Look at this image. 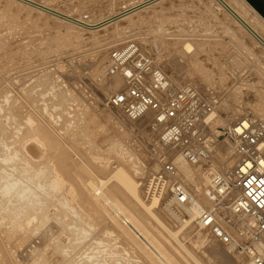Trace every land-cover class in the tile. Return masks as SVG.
<instances>
[{
    "label": "rangeland",
    "instance_id": "374dc122",
    "mask_svg": "<svg viewBox=\"0 0 264 264\" xmlns=\"http://www.w3.org/2000/svg\"><path fill=\"white\" fill-rule=\"evenodd\" d=\"M41 1L94 24L142 2ZM156 1L154 8L147 4L129 17L90 29L29 2L0 0V264H160L148 258L139 238L134 235L135 244L108 221L86 183L116 166L140 181L159 172L148 139L142 141L129 125L116 124L127 118L107 105L111 93L103 95L115 48L136 41L178 87L189 82L200 89L214 86L221 100L228 98L222 107L238 99L237 104L248 106L245 113L264 118L263 88L258 90L264 87V45L217 0ZM230 1L239 2L242 15L264 37V24L253 12L241 0ZM186 40L196 52L185 53ZM212 132L222 139L213 127ZM25 142H41L44 155L30 158ZM117 187L116 182L109 185L126 208L137 212ZM155 211L169 228L180 225L165 209ZM136 214L176 264H197L156 221ZM186 230L181 238L192 254L202 264H219L209 245L220 243L212 236L208 245L197 243L187 234L191 228ZM231 253L236 264L245 261Z\"/></svg>",
    "mask_w": 264,
    "mask_h": 264
},
{
    "label": "built area",
    "instance_id": "2783aa9c",
    "mask_svg": "<svg viewBox=\"0 0 264 264\" xmlns=\"http://www.w3.org/2000/svg\"><path fill=\"white\" fill-rule=\"evenodd\" d=\"M137 6H123L114 17ZM109 59L105 76L122 75L125 87L111 93L107 105L133 120L152 115L148 134L161 172L146 179V200L169 196L178 205L190 204L171 154L180 152L194 164L211 163L219 140L212 125L221 98L213 89L201 92L191 83L175 86L136 41L115 48ZM221 137L231 145V155L227 165L213 173V203L200 211L197 223L232 251L264 264V121L249 114L223 128Z\"/></svg>",
    "mask_w": 264,
    "mask_h": 264
},
{
    "label": "bare ground",
    "instance_id": "6f19581e",
    "mask_svg": "<svg viewBox=\"0 0 264 264\" xmlns=\"http://www.w3.org/2000/svg\"><path fill=\"white\" fill-rule=\"evenodd\" d=\"M19 1L26 2V3L29 2L30 5L32 4V6L43 8L44 11L45 10H47L49 12L51 11L53 14L60 15L61 18L63 17L67 20H70L71 22H73L75 24L77 23V24H80V25H82L86 28H90V29L97 27V26H100V25L107 24L111 20L119 18V17L123 18L127 15L129 17L130 15H132L131 13L136 12L138 9H141L143 7H144V9H147L148 6L152 7V4H155L156 2H158L156 0H142V2L136 3V4H139V6L135 7L134 9H132L128 12H125V13L117 16V17H114L115 16L114 13H113L114 15H110V16L108 15L107 17L105 16L106 18H103L102 21L94 24V23L88 22V20L83 19V17L82 18L80 16L76 17L77 15L73 16L67 12L61 11L60 9L58 10V9H55L51 6H48L45 3H43L41 0H19ZM217 1L222 6H224L244 28H246V31H248L256 40H258L261 44L264 45V37H262V35L258 32V29H257L259 27L256 26L257 24L254 25L253 22L245 19L244 15H242L243 14V12L241 11L242 9L240 10V8L238 7V6H240L237 4V3H239L238 1L236 3L237 5L230 0H217ZM241 1H242V4H244L245 7H248L253 12L254 16L262 24H264V18L254 8L246 0H241ZM147 4H148V6H146ZM154 6L155 5H153L152 8H154ZM156 6H158V5L156 4ZM144 9H141L140 11H142ZM127 21H128L127 19L120 21L121 22L120 24L123 25ZM128 42H130V41H128ZM182 46H183L182 49L185 51V53L186 52H192L195 49L194 43H192V41H188V40H186ZM194 52H196V51H194ZM109 53H110V51H109ZM109 61H110V59H109ZM208 61L205 60L204 63L206 65H210V63ZM209 68H212V67H209ZM101 70H102V68H101ZM235 76H237V75H235ZM174 80H172V81H174ZM229 81L226 82V84H228V86H229ZM231 81H233V80H231ZM246 82L248 83V81H246ZM123 83H124V85H123ZM173 83H176V82H173ZM189 83H191V82H189ZM230 83H232V82H230ZM252 83H254V82H252ZM176 85H177V83H176ZM193 85L196 86L201 92L207 93V91H208L207 89L209 88V89H213L214 92L220 98L222 96V94H220L214 88V86L210 85V86H206L205 88L200 89V87L197 86L198 84L196 85V83H195ZM247 85H250V84H246L244 86H247ZM120 87H122L121 89H124V87H125V79L120 74H116V75H113L111 77H108L106 79V81L104 82V84L101 86V88L104 89L103 95L105 94V96L109 95L110 93H114V92L117 93V91L119 92L121 90ZM177 87H178V85H177ZM240 87H241V85H240ZM252 87L251 88L248 87V88L253 89L254 87L253 88ZM260 88H263L262 94H260V95H262L264 97V87L258 86V90ZM244 89H245V87H244ZM233 91H234V89H233ZM233 91H232V93H233ZM239 92H240V89L238 90V92H234V93L238 94ZM234 93H233V95L235 96L236 94H234ZM247 93H249V92H247ZM229 94L231 95V93H229ZM233 95H231V96L234 97ZM106 97H108V96H106ZM234 98H233V100H235ZM226 99H228V98H226ZM226 99H224V100H226ZM229 99L232 100L231 97ZM224 100L222 99L221 101H224ZM236 101H234L235 103H232V101H231V103H225L223 105L224 107H222L220 104L219 108L221 107V109L223 108V110H220V114H219V108H218L217 117L215 119V122L212 125V127L215 130L218 137H220L222 135V131L218 130L219 126H224V127L232 126L238 119H242V118L246 117L248 115V112H250V111H248L245 113V111H247L246 110L247 108H244V107L245 106L248 107V106L247 105L244 106V103H243V105H241V104L239 105V104H237ZM225 102H227V101H225ZM222 103H224V102H222ZM259 104L261 106H263L261 101ZM114 109L117 112H119L122 116L127 118L125 120L117 121L116 124L121 125L122 127H127L129 125V127L131 126L134 128L137 136H140V138H143V140L141 139L142 141L145 140V137L148 139L149 146H150V153L152 155V158L156 161V163H154V165H155L154 169H159V172H161V164L157 160L156 156L153 154L152 149H151L150 137H148L149 134L148 135L146 134L148 132V129H146V127L147 128L149 127L152 115L147 113L143 117H141L137 120H133V119L127 117L126 115H124L119 109H117V108H114ZM260 119H262L264 121V118H260ZM216 143L218 145V148L215 151L216 153H214V156L211 160V163L203 162V163L194 164V163L189 162L180 152H173L171 154V160L173 161V163L176 166L178 177H179L180 181L184 184L185 189L187 190V192H188V194L192 200V202L190 204H187V205H182V206L178 205L175 202V200L169 198V196H164L162 198V200L154 199L153 201H147L146 197H145V188H144V183H143V181H145V179L142 181L135 180L133 177L128 175V173L125 171L124 168H122L120 166H116V169H114L112 172H110L107 176L99 178L98 180L87 179L86 183H87V186L89 187L88 189H90L91 193L94 195V197L98 201L99 205L106 212L107 219H109L108 221L109 222L111 221L110 223H112V225H115L116 228H119L120 231L127 238H129L131 241L133 239V242H135V244H136L135 240H137V239L135 238V240H134V235H135V237L139 238L138 240H140V244L141 245L143 244L142 247L144 246L147 249L146 251L150 252V253L149 252L148 253L144 252V253L149 254V255H147L148 258L150 255L154 256L153 261H155V263L159 262L160 264H176V262H174L169 257V255L166 253L164 246L161 243H159V241L156 238H154L152 236V234H151L152 231L150 232L149 228L146 226V224H144V221L142 222L143 219L140 220L141 218H139L140 216L139 217L137 216V214H136L137 212H139L143 218L149 219L151 221L153 220L154 222L156 221L157 224L159 226H161V229L163 228L167 232V234L170 235L171 239L173 238L175 240V242L178 244V246L181 249H183V251H186L190 255L191 259H193V261L195 263L202 264V262L198 258H196L192 254V252L188 249L187 244L184 241L185 239L181 238V233L183 230H186V229L190 230V228H191V230L189 232H187V234L190 236V238L194 237L196 239L197 243H200V244L204 243V244L208 245V243H210V241L212 240V237L214 238L215 241H217L210 229L201 228V227H199V225L197 223V218L200 214V211L205 207L211 206L213 203V192L211 189L212 175H213V173H215L216 171H219L221 168H223L224 166L227 165L228 159L231 155V149L232 148H231L230 144H228L226 141H223V140H218V142L216 141ZM24 148H25V153H27L30 156V158H32V159L39 158L43 154L41 142H39V144H37L35 142L34 143L33 142L26 143L25 142ZM216 156L218 157V159L216 158ZM217 164L219 167L217 166ZM192 166H199V167H197L198 169H194V167H192ZM202 166H204L206 169L202 168ZM112 182H116V185L119 187V189H122L127 193L128 198L133 202L132 206L135 208V210L137 212L129 210L128 208H126L121 203V201L119 199H117V195H116L115 190H112L111 188H109V185ZM10 185H12V184H10ZM187 185L194 187L196 192L189 189V187ZM52 188L54 190L56 188V186L55 187L53 186ZM6 190H8V189H6ZM55 192H58V191H55ZM156 208L159 210V212H161V210L165 209V212H169V214L180 225H178V227L175 230L169 228L167 226V224L161 218L160 214L155 211ZM30 219H31V217L28 220H30ZM151 230H153V229H151ZM212 244L213 243L211 242V245H209V249L211 250V251L210 250L209 251L212 252V254H213V255H211L212 259L216 260L217 263L219 262V264H236V261L234 259V255L231 252H233L235 254V256L241 257V259L245 260L244 262L241 260L242 263H240V264H257L253 260H249L246 256L240 255V254L232 251L228 246H226L224 244L220 243L221 245L224 246L223 248L220 244L219 245H217L216 243H215L216 245H214V244L212 245ZM30 245H32V244H30ZM137 245H139V244H137ZM27 247H28V245H27ZM32 248L34 249V247H32ZM222 249H224L225 251H227L229 253H226ZM152 256H151V260H152Z\"/></svg>",
    "mask_w": 264,
    "mask_h": 264
},
{
    "label": "water",
    "instance_id": "95a60500",
    "mask_svg": "<svg viewBox=\"0 0 264 264\" xmlns=\"http://www.w3.org/2000/svg\"><path fill=\"white\" fill-rule=\"evenodd\" d=\"M264 18V0H246Z\"/></svg>",
    "mask_w": 264,
    "mask_h": 264
}]
</instances>
